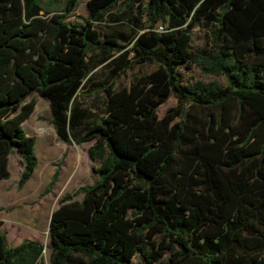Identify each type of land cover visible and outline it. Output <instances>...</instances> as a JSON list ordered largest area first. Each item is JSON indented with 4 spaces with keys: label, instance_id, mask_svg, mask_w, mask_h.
<instances>
[{
    "label": "trees",
    "instance_id": "trees-1",
    "mask_svg": "<svg viewBox=\"0 0 264 264\" xmlns=\"http://www.w3.org/2000/svg\"><path fill=\"white\" fill-rule=\"evenodd\" d=\"M79 1L0 0V181L10 178L12 153L22 161L18 188L37 166L23 127L35 90L57 138L94 139L88 154L100 161L98 179L75 191L82 197L65 195L52 211L49 264H127L136 255L163 264L167 252V264H264V0H86L78 22L68 14ZM120 2L124 10L112 12ZM124 20L127 31L95 27ZM200 21L215 26L205 60L191 49ZM90 47L100 51L96 66L111 67L102 115L81 98L96 67ZM145 61L157 66L114 87L115 75ZM193 63L227 84H181ZM170 97L176 104L160 116ZM2 223L0 264H39L45 245H9Z\"/></svg>",
    "mask_w": 264,
    "mask_h": 264
},
{
    "label": "rangeland",
    "instance_id": "rangeland-1",
    "mask_svg": "<svg viewBox=\"0 0 264 264\" xmlns=\"http://www.w3.org/2000/svg\"><path fill=\"white\" fill-rule=\"evenodd\" d=\"M63 1V0H61ZM147 0H143L145 3ZM61 5V2L59 3ZM125 2H120L111 11L119 13L124 10ZM134 12H137V2L132 3ZM72 20L87 19L88 11L86 0H80L76 8L68 14ZM143 20L146 16L143 15ZM160 30L161 25L156 24ZM95 27L103 32L113 30H128V22L122 23H102L95 24ZM212 24L200 21L193 29L191 49L200 56V59H207L217 47L213 40ZM98 48L90 47L92 60L90 67H95L98 61ZM116 55V53H114ZM131 52L128 60L133 59ZM157 66L155 61H145L143 63H133L129 68L121 71L119 75L113 77L114 87L121 88L129 86L138 76L150 72ZM204 64L193 63L189 70H180V81L185 86H193L197 81L212 83L224 87L227 84L224 75L208 73L204 69ZM111 67L98 65L90 72L91 78L85 89V97H81L84 103L91 109L93 114L102 115L104 113L105 93L103 85L111 81ZM36 99L34 110L23 122V127L28 135L35 138L34 150L37 156V166L31 178L22 188H18L17 182L22 171V161L17 153L9 155L10 178L0 181V219L3 221L1 230L6 234L7 242L13 246L24 239H38L45 249L39 259V264H49V222L52 211L58 206L59 200L65 195H73V198L80 199L82 193L75 194L78 187L90 185L98 179L99 160H92L88 154V148L94 143V139L82 142L80 145L66 143L57 138L52 124V113L49 102L39 95L38 91H33L25 100ZM177 99H170L158 108V114L163 113L175 105ZM42 130V135L39 130ZM38 169L42 174L36 175ZM57 170L58 175L55 181L48 187L53 173ZM35 210L36 214L25 216L28 211ZM23 215V220L17 219V215ZM170 253L167 252L161 259L163 264L168 263ZM141 264L140 255H136L127 264Z\"/></svg>",
    "mask_w": 264,
    "mask_h": 264
}]
</instances>
